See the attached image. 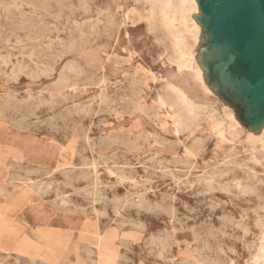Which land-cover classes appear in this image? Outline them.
I'll list each match as a JSON object with an SVG mask.
<instances>
[{
    "label": "rangeland",
    "instance_id": "374dc122",
    "mask_svg": "<svg viewBox=\"0 0 264 264\" xmlns=\"http://www.w3.org/2000/svg\"><path fill=\"white\" fill-rule=\"evenodd\" d=\"M201 1L208 86L148 0H0V264H264L256 4ZM168 83L200 108L191 130L159 105Z\"/></svg>",
    "mask_w": 264,
    "mask_h": 264
},
{
    "label": "bare ground",
    "instance_id": "6f19581e",
    "mask_svg": "<svg viewBox=\"0 0 264 264\" xmlns=\"http://www.w3.org/2000/svg\"><path fill=\"white\" fill-rule=\"evenodd\" d=\"M260 1L261 0H254V3L259 4ZM148 3L150 5L148 10L149 18L146 19H149V23H151L153 26L155 22L158 24V26L160 25L171 39L173 46V54L170 57L171 62L176 65L178 70H183L185 66L193 64L191 71L193 72L194 68L193 73L195 78L200 80L202 85H206L205 73L203 74L202 72H204L205 68L208 66H206V59L210 57L209 53H204L203 48L201 47L205 36L207 38V34L203 32V28L200 25L198 16H202L204 14L208 19H210L213 12L208 11L201 0H148ZM134 12L137 13V10H134ZM129 15H131V13H128V18ZM255 15L257 22L256 25L259 27V30L257 31L256 37L254 39L248 40L249 42L247 44V52L249 53L248 55L250 58H254L260 46H264V15H262L259 10L256 11ZM134 19L135 18H133L132 21ZM205 24L210 30V41L214 43L213 45L222 47L224 56L228 53V51L235 52V49L231 50L226 40H222L221 42L213 40L214 29L211 28L208 22H205ZM263 61L264 57H261L260 62ZM206 86H208V84ZM166 89L168 91H166L167 94L160 93L158 95L159 105L167 109V115L173 119V123L176 126L177 131L182 132L184 130H191L194 123L198 121L200 115V110L198 109L200 108L196 106L192 100H189V96L181 86L177 87L168 83L165 90ZM209 122L211 123L212 120ZM237 123H239L237 119L232 116L231 118H228V125L217 127L215 132L218 136L226 139L225 133L229 130V128H234ZM213 125L214 123L211 124V126ZM246 135V142L251 146L254 160H258L256 155L257 152H259L261 158L264 159V122L261 123V126L255 124L248 127L246 129ZM25 155L28 156L30 154L25 153ZM245 232L247 233V231ZM261 235L264 237V230L262 231ZM260 252H263L261 259H264V245H261Z\"/></svg>",
    "mask_w": 264,
    "mask_h": 264
},
{
    "label": "water",
    "instance_id": "95a60500",
    "mask_svg": "<svg viewBox=\"0 0 264 264\" xmlns=\"http://www.w3.org/2000/svg\"><path fill=\"white\" fill-rule=\"evenodd\" d=\"M257 10H259L261 14L264 15V0H261L259 4H256V11Z\"/></svg>",
    "mask_w": 264,
    "mask_h": 264
}]
</instances>
